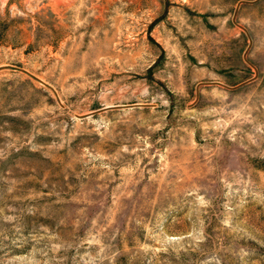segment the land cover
Here are the masks:
<instances>
[{
  "label": "rangeland",
  "instance_id": "1",
  "mask_svg": "<svg viewBox=\"0 0 264 264\" xmlns=\"http://www.w3.org/2000/svg\"><path fill=\"white\" fill-rule=\"evenodd\" d=\"M0 264H264V0H0Z\"/></svg>",
  "mask_w": 264,
  "mask_h": 264
}]
</instances>
